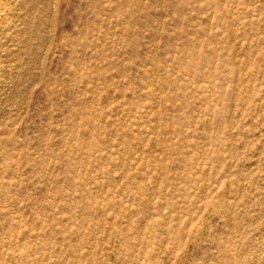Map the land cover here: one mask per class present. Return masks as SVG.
Returning <instances> with one entry per match:
<instances>
[{"label": "rangeland", "instance_id": "rangeland-1", "mask_svg": "<svg viewBox=\"0 0 264 264\" xmlns=\"http://www.w3.org/2000/svg\"><path fill=\"white\" fill-rule=\"evenodd\" d=\"M0 264H264V0H0Z\"/></svg>", "mask_w": 264, "mask_h": 264}]
</instances>
